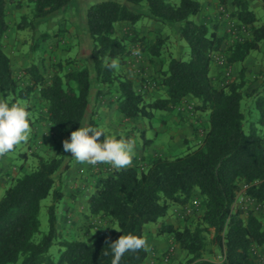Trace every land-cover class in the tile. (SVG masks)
Returning a JSON list of instances; mask_svg holds the SVG:
<instances>
[{
  "label": "trees",
  "instance_id": "1",
  "mask_svg": "<svg viewBox=\"0 0 264 264\" xmlns=\"http://www.w3.org/2000/svg\"><path fill=\"white\" fill-rule=\"evenodd\" d=\"M25 1L30 10L22 15L18 27L32 32L72 2ZM217 2L238 28L247 31L227 46L226 64L239 63L240 68L238 76L223 87L215 84L211 68L213 54L221 51L226 36L216 26L195 20L202 8L198 0H100L90 4L85 28L91 67L62 68L46 79L31 63L24 70L29 81L25 85L14 74L2 45L9 23L7 0H0V97L27 98L38 89L47 103L48 121L66 139L84 121L93 83L97 85L96 99L104 88H115L114 107L128 119L152 118L153 109L172 111L188 97L194 101L191 109L206 115L200 141L180 154L133 157L132 164L119 171L110 164L99 167L86 204L88 214L105 223L88 239L60 238L58 203L65 193L55 174L64 164L63 147L59 155L34 152L36 166L27 170L21 164L20 174L10 178L0 197V264H112L110 244L121 235L143 238L148 223H155L160 234L172 236L185 253L184 264H262L263 220L253 210H246L239 196L264 205V98L256 101L257 121H249L242 107L247 83L244 62L260 49L264 23H259L249 0ZM144 18L172 25L188 46V59L170 56L157 71L153 83L163 89L164 96L152 102L129 77L107 66L112 59L124 63L131 43L150 58L162 55L164 38L150 39L134 30ZM123 23L129 24V30L121 35L117 27ZM89 125L101 130L93 118ZM142 136L145 146L150 139ZM22 157L26 159L27 154ZM195 193L201 198V208L194 224L178 227L164 221L172 205L190 204ZM71 196L75 199L77 193ZM47 197H51L48 230L36 240L41 201ZM54 243L59 245L56 258L49 252ZM215 251L222 255L221 261L206 257ZM148 256L145 246L126 252L120 264H145Z\"/></svg>",
  "mask_w": 264,
  "mask_h": 264
},
{
  "label": "rangeland",
  "instance_id": "2",
  "mask_svg": "<svg viewBox=\"0 0 264 264\" xmlns=\"http://www.w3.org/2000/svg\"><path fill=\"white\" fill-rule=\"evenodd\" d=\"M98 1L100 0H72L62 10L50 15L39 25L35 32H32L29 28L21 29L18 27L22 15L29 13L30 6L25 5V0H7L9 29L3 38L2 45L11 58L14 74L21 84L25 85L29 82L24 70L31 63L37 65L46 79H49L62 68L68 69L84 65L91 67L90 46L85 28V12L90 4ZM116 1L122 2L124 0ZM260 2L261 4L257 8H251L258 17L259 23H264V7L261 0ZM19 4L23 6L19 7ZM215 10L216 15L221 17L219 19L221 23L214 24V22L208 21L207 24L209 27L216 26L218 33L226 36L221 51L213 54L212 65L214 68H219L218 73L213 77L214 82L216 85L223 87L238 76L240 68L239 63L226 64L227 46L238 37L246 36L247 31L239 28L231 33L228 18L223 14L219 5ZM220 26L224 28H220ZM128 30L129 24L126 23L117 27V31L121 35ZM134 30L139 36L146 35L150 39L156 37L165 39L160 57L150 58L141 52L138 56L130 53L125 57V62L117 68L119 73L126 75L133 81L134 87L143 93L147 101L152 102L164 96L163 89L153 84L157 71L166 65L170 56L188 59V46L184 40L178 38L176 30L170 24H162L144 18L134 25ZM129 49L131 52L134 49H139V46L131 43ZM214 56L222 57L223 61L219 63ZM244 66L246 67L245 77L247 83L243 87L242 107L249 121H257L256 101L260 97L264 98V41L261 43L259 50L253 51L247 57ZM147 82H149L148 85ZM96 88L97 85L93 83L90 103L82 124L89 125L90 118H93L98 129L109 132L117 138L130 137L134 139L136 141L134 157L142 158L149 155L146 152L149 145L144 146L142 133H146V136L144 135L146 139L155 140L156 136L161 139V136H163L166 139L164 144L167 145L169 132L179 133L181 137L176 138V140L174 139L175 134L170 135V140L177 142L176 149L170 148L168 145L165 149L166 152L157 153L167 156L180 154L187 147L200 141L201 129L205 123L206 115L195 108L190 109L188 107V105L193 106L194 103L190 98H187L180 107L172 111L153 109L154 116L152 118L140 117L133 120L125 118L115 109L114 99L116 93L114 87L104 88L103 95L98 99L95 98ZM0 100L3 99L0 97ZM5 100L10 104L27 105L28 111L31 113L30 127L32 131L26 143L16 146L14 151L0 157V162L5 161V165L0 168V197L10 184V178L20 174L19 166L21 164H24L27 170H31L36 166L37 157H35L34 152L59 155L63 147V141L66 139L64 135L56 132L48 121L47 103L41 99L38 89H35L27 98L12 100V96H9ZM187 132H191V134ZM99 139L103 140L104 136L102 135ZM23 153L27 154L26 159H23ZM142 163L144 164V162ZM104 164L79 163L75 161L70 152L65 153L64 164L55 174L65 193V197L58 203L57 226L60 230V238L88 239L98 232L105 223L95 216H90L86 204V199L97 177V171ZM74 193H77L75 199L71 196ZM200 200L199 194L195 193L190 204L183 207L172 205L164 221L178 227L194 224L200 212ZM194 201L197 202L196 206H194ZM50 203L51 197L41 201L40 231L35 235L36 240L48 230L47 205ZM242 204L246 210H253L264 223V205L253 202L245 204L242 202ZM187 209H190V211H187ZM143 238L147 242L146 247L149 251L145 264L185 263V253L176 246L171 235L160 234L155 223H148L144 226ZM171 247L174 249L173 253L168 260H165L164 257ZM49 252L56 258L59 253V245L54 243ZM206 257L216 261L222 260V255L218 251L207 254ZM262 264H264V259H262Z\"/></svg>",
  "mask_w": 264,
  "mask_h": 264
},
{
  "label": "clouds",
  "instance_id": "3",
  "mask_svg": "<svg viewBox=\"0 0 264 264\" xmlns=\"http://www.w3.org/2000/svg\"><path fill=\"white\" fill-rule=\"evenodd\" d=\"M133 54L140 55L139 49ZM107 66L116 69L119 64L116 59H112ZM30 118L31 113L27 105L10 104L6 100H0V157L6 156L14 151L16 146L29 140L32 131ZM102 135L104 139L100 140ZM135 147L136 141L130 137L117 138L88 124H81L77 130L71 132L70 139L63 141L64 151L70 152L75 161L91 165L110 164L118 171L132 164ZM146 243L144 238L137 235H121L110 244L113 253L112 264H120L126 252L140 250L146 246Z\"/></svg>",
  "mask_w": 264,
  "mask_h": 264
},
{
  "label": "crops",
  "instance_id": "4",
  "mask_svg": "<svg viewBox=\"0 0 264 264\" xmlns=\"http://www.w3.org/2000/svg\"><path fill=\"white\" fill-rule=\"evenodd\" d=\"M198 1L201 3L202 8H201V11L195 16V20H197L198 22H201L202 19H204V21H202V22H206L207 23L208 21H212L211 23L214 22V24L219 23L220 22L219 19L221 17L220 16H217L216 15V12H215L216 11L215 9H216V7L218 5L217 0H198ZM249 1H250V5H251L252 8L253 7L257 8L261 4L260 0H249ZM252 3H254V4H252ZM220 28H224V27L223 26H220ZM218 71H219V68H216V67L214 68L212 66V68H211V74H212L213 77H214V75L216 73H218ZM191 132H189V133L187 132V133L188 134H191ZM169 133L170 134L168 135V138H169L168 145H169L170 148L176 149L177 148L176 147L177 142L176 143L175 142H172L170 140V135L175 134V136H174V139L175 140H176V138H180L181 135L179 133L176 134L175 132L174 133L173 132H169ZM144 135L146 136V133H144ZM178 135H180V136H178ZM183 136H186V135H183ZM157 137L158 136H156L155 140L154 139H150V142L148 143L149 146H147V151L146 152L149 155L150 154L151 155L152 154L154 155V154H157V153H164V152H166L165 149L168 147L167 144H164V142H165L166 139H164L163 136H161L162 137L161 138L162 140L159 137H158L159 140H157L158 139ZM157 151H160V152H157ZM142 154H143V152H142ZM2 165H5V161L4 160L0 162V168L2 167Z\"/></svg>",
  "mask_w": 264,
  "mask_h": 264
},
{
  "label": "built area",
  "instance_id": "5",
  "mask_svg": "<svg viewBox=\"0 0 264 264\" xmlns=\"http://www.w3.org/2000/svg\"><path fill=\"white\" fill-rule=\"evenodd\" d=\"M220 9L222 10V12H223V14L224 15H226V17L228 18V21H229V31L231 32V33H234L235 31H237L239 28L237 27V23L234 21V20H232L230 17H229V15H228V13H226L225 12V9H223L222 7H220ZM242 29V28H241ZM135 50H137V49H134L133 51H131V54H133V52L135 51ZM134 55V54H133ZM135 56H137V55H135ZM215 57V59H217V61L219 62V63H221L222 61H223V59H222V57H220V56H214ZM147 85L149 84V82H147L146 83ZM146 84H145V86H146ZM154 84V83H153ZM188 107L191 109L192 108V105H188ZM240 197V201H243V202H245V203H247V202H253L254 203V201L252 200V199H250V198H243V196L242 195H240L239 196ZM194 203V206H196L197 205V202L196 201H194L193 202ZM259 207V206H258ZM187 211H190V209H187ZM173 247H171L168 251H167V253H166V255H165V257H164V259L165 260H168L170 257H171V255H172V253H173Z\"/></svg>",
  "mask_w": 264,
  "mask_h": 264
}]
</instances>
